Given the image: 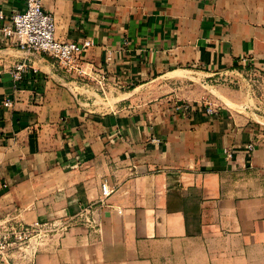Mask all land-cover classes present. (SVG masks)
Instances as JSON below:
<instances>
[{
    "label": "crops",
    "instance_id": "0c3cea01",
    "mask_svg": "<svg viewBox=\"0 0 264 264\" xmlns=\"http://www.w3.org/2000/svg\"><path fill=\"white\" fill-rule=\"evenodd\" d=\"M45 8L59 42L91 43L80 61L90 77L0 34V222L72 220L35 264H264V114L209 85L245 56L264 62V0ZM0 9L22 12L24 0ZM176 100L194 111L175 115Z\"/></svg>",
    "mask_w": 264,
    "mask_h": 264
},
{
    "label": "built area",
    "instance_id": "2783aa9c",
    "mask_svg": "<svg viewBox=\"0 0 264 264\" xmlns=\"http://www.w3.org/2000/svg\"><path fill=\"white\" fill-rule=\"evenodd\" d=\"M46 1L24 0V10L10 15H5L0 9V34L20 50L52 57L66 72H76L82 78H89L81 69L80 61L91 43L85 41L82 45H77L59 42L55 38L56 20L45 8ZM107 60L110 61V58ZM25 70V64H16L11 71L13 80L21 81ZM215 76V81L226 86L244 87L249 98L264 99V62L256 64L253 57L245 56L240 59L238 67L216 73ZM95 78L93 80L97 82L99 91L104 94L107 75L101 71ZM113 88L119 90L120 86L115 84ZM11 105L10 100L4 103L7 108ZM201 107L206 116L215 115L218 109L215 104L210 103L202 104ZM193 111L194 107L187 100H176L173 105V112L177 116L186 117ZM254 149L253 144H248L245 152L251 154ZM224 154L230 158L233 151L225 149ZM102 191L107 195L105 186H102ZM71 221L68 218L30 226L10 220L0 222V264H10V261L14 264H35L37 255L51 245L54 238L61 239Z\"/></svg>",
    "mask_w": 264,
    "mask_h": 264
},
{
    "label": "rangeland",
    "instance_id": "374dc122",
    "mask_svg": "<svg viewBox=\"0 0 264 264\" xmlns=\"http://www.w3.org/2000/svg\"><path fill=\"white\" fill-rule=\"evenodd\" d=\"M209 85L210 86H219V87H226V88H231V89H234V90H236V91H239L240 93H242L243 94V97L244 98H247V100H254V101H256L257 103H255L254 105H252V107L253 108H255V111H257V112H260L262 115L264 114V99H262V98H259V100L258 99H255V98H249V97H247V95H246V90H245V88L243 87H241V88H238V87H236V86H226V85H224V84H222V83H220V82H218V81H213L212 83H209ZM210 92V91H209ZM211 93V92H210ZM212 94V93H211ZM175 103V102H174ZM210 104H214L212 101H211V103ZM16 257V256H15ZM14 257V258H15ZM10 264H14V262L12 263V261H10L9 262Z\"/></svg>",
    "mask_w": 264,
    "mask_h": 264
}]
</instances>
